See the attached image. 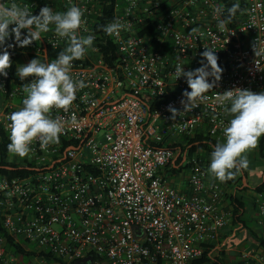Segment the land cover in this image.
Segmentation results:
<instances>
[{
    "label": "built area",
    "instance_id": "2783aa9c",
    "mask_svg": "<svg viewBox=\"0 0 264 264\" xmlns=\"http://www.w3.org/2000/svg\"><path fill=\"white\" fill-rule=\"evenodd\" d=\"M0 2L27 5L33 14L46 5L58 12L79 6L85 9L80 34L95 36V50L73 61L71 72L88 87L77 92L68 112H52L63 118L60 142L44 150L34 143L27 157L13 162L28 173L0 175V226L7 235L0 232V264H23L8 237L32 254L24 264H81L89 257L92 264H195L209 257L232 212L221 208L222 185L209 180L197 156L188 158L171 144L185 145L196 133L223 143L232 117L218 93L264 91V0H118L107 23L124 25L108 35L113 64L99 41V0ZM236 2L244 10L218 29L214 9L223 8V18ZM41 37L24 48L14 35L7 41L14 46L8 75L0 76V149L3 135L10 142L8 116L22 107V85L31 79L21 81L17 68L34 58L50 62L66 46L54 30ZM205 47L219 58L221 81L198 107L172 120L168 106L183 112L182 93L190 91L175 66L200 67ZM178 151L188 192L162 174ZM255 205L264 225V193H257ZM256 260L264 264L261 256Z\"/></svg>",
    "mask_w": 264,
    "mask_h": 264
},
{
    "label": "clouds",
    "instance_id": "9594fccd",
    "mask_svg": "<svg viewBox=\"0 0 264 264\" xmlns=\"http://www.w3.org/2000/svg\"><path fill=\"white\" fill-rule=\"evenodd\" d=\"M238 11H242L239 2L233 3L227 8V15L220 18L224 9L215 8L218 29L225 30ZM84 13L85 9L76 5L69 6L64 12L54 11L46 5L39 14H33L27 5L0 2V76L7 77V70L12 66L8 49L14 45L7 44V41L13 35L15 45L21 48L40 41L41 33L53 30L57 37L66 41L64 49L50 62L34 58L17 68L21 81L31 79L22 85L25 94L22 107L8 116L10 142L7 148L10 154L25 158L33 151L34 143H39L44 150L60 142L59 138L65 131L63 118L59 115L53 117L52 112H68L77 99V92L88 87L84 80L74 79L71 75L73 61L83 59L89 50H95V36L80 34L85 23ZM12 25L14 27H10ZM123 28L124 25L118 20L102 26V30L110 36L118 34ZM25 29L27 34L22 37L21 30ZM192 32L199 33L200 29L193 28ZM205 49L200 54L201 66L195 70L185 71L182 65L175 66L176 78L184 77L190 91L182 93L180 103L183 112L168 106L172 120L198 107L208 98L207 93L221 81L223 69L218 63L219 58L214 49ZM253 51L256 56L261 54L256 46ZM0 87H3L2 84ZM218 100L225 114L232 118L223 128L224 142L214 145L207 171L211 177L225 183L249 168V153L258 146L260 137L264 135V91L235 88L218 93Z\"/></svg>",
    "mask_w": 264,
    "mask_h": 264
},
{
    "label": "trees",
    "instance_id": "16d2710c",
    "mask_svg": "<svg viewBox=\"0 0 264 264\" xmlns=\"http://www.w3.org/2000/svg\"><path fill=\"white\" fill-rule=\"evenodd\" d=\"M101 4L100 8V14L98 15L97 19L99 20V32L101 34L100 36V44L102 46V52L104 59L107 63L113 64L115 61V48L112 40L108 37V34H106L102 30V26L106 25L108 22H110L113 19L114 16V6L116 1L118 0H99ZM232 3L230 4V6ZM241 10H244V5H240ZM241 12V11H238ZM237 12V13H238ZM3 144L0 149V175H5L8 177H15V176H22L26 173H28L27 170H21L18 169V166L10 162L8 160V148L7 145L9 144L6 136L3 135ZM217 143V141L211 139L210 137H204L200 133H196V135L192 138H189L187 143L183 145L182 143L177 144H171L172 147L178 146L182 149V152L187 151L188 158H192L193 156H197L198 161L200 162L201 166H204L208 169L209 167V160H206L202 154H205L206 156L211 157V153L213 151L214 145ZM258 154L259 157L264 160V135H262L258 141ZM186 166H182L180 170L186 169ZM247 176V170L242 171L240 174H238L234 179L228 180L225 182V185H231V184H238L241 183L243 180V177ZM171 177V174L168 176V178ZM166 178V177H165ZM255 191L257 193H264V174L261 179L260 184L255 188ZM231 206L233 208L232 210V220L235 224L242 223L243 227L246 230V241L247 245H254L258 248L264 249V238L259 236L256 232H254L251 229V226L248 221L243 219V209H244V203L237 198L232 197L231 198ZM0 232L5 234L2 230V227L0 226ZM7 236V235H6ZM9 247L10 250L13 251L15 254L20 255L22 259V263L24 264L29 257L32 255L30 252L26 251L22 244L15 243L14 240L10 237H8ZM247 246V247H248ZM207 262H211L212 264H223L222 260L218 259L216 261H211L210 258L205 255L198 260L195 264H204Z\"/></svg>",
    "mask_w": 264,
    "mask_h": 264
},
{
    "label": "crops",
    "instance_id": "0c3cea01",
    "mask_svg": "<svg viewBox=\"0 0 264 264\" xmlns=\"http://www.w3.org/2000/svg\"><path fill=\"white\" fill-rule=\"evenodd\" d=\"M257 157H259L258 152H256ZM211 157L207 156L206 160L210 162ZM261 159V158H260ZM184 164V157H182L181 152H177L174 159L169 163L166 168L163 169L162 174L169 180L171 178L172 186H176V188L182 192H188V174L185 169L180 170ZM260 172L259 174L252 179V182L249 183L248 177H245V181L242 180L241 183L225 185L224 183L219 182L209 175V180L212 182H218L222 185V199L220 206L224 211L232 212L233 208L231 206V198L240 199L244 203L243 209V219L248 221L251 229L256 232L259 236L264 238V225L260 222V216L257 212V208L255 205V201L257 198V192L255 188L260 184L261 179L264 174V160L259 162ZM249 171V170H247ZM180 173H185L184 177H180V183L175 184V180L179 179L178 175ZM171 174V177L168 176ZM248 175V174H247ZM175 177V178H174ZM244 178V177H243ZM174 179V180H173ZM182 180V183H181ZM169 182V181H168ZM249 195V196H248ZM244 235L243 239V248L241 250H236L233 248V241L236 240L239 236ZM247 245L246 241V230L243 227L242 223L235 224L231 219L227 222V225L223 229L219 242L215 243V247L213 248L212 253L209 258L211 261L222 260L223 264H246L247 258L245 255H248V260L252 264L257 263V256H261L264 260V249L258 248L254 245ZM235 256V260L231 261L228 259L230 255ZM253 254V255H251ZM228 259V260H227ZM204 264H212L211 262H207Z\"/></svg>",
    "mask_w": 264,
    "mask_h": 264
},
{
    "label": "rangeland",
    "instance_id": "374dc122",
    "mask_svg": "<svg viewBox=\"0 0 264 264\" xmlns=\"http://www.w3.org/2000/svg\"><path fill=\"white\" fill-rule=\"evenodd\" d=\"M256 152H258V146L249 153V160H250V165H249V168L247 170V177H248V181L249 183L252 182V179L255 178L259 172H260V165H259V162L261 161L260 158L257 157V154H255ZM202 156L206 159L207 156L205 157V154H202ZM22 158L16 156V155H13V154H10L8 155V160L11 161V162H20ZM263 161V160H262ZM179 179H176L175 180V184H179L180 183V178L181 176L184 177L185 176V173H180L178 175ZM175 178V177H174ZM174 180V179H173ZM169 181V185L172 186V182H171V178L168 180ZM181 183H182V180H181ZM174 186V185H173ZM176 188V186H174ZM249 196V195H248ZM243 239H244V235L242 236H239L236 240L233 241V248H235L236 250H241L243 248ZM253 255V254H251ZM230 259L231 261H234L236 258L234 255H230V257L228 258ZM227 259V260H228Z\"/></svg>",
    "mask_w": 264,
    "mask_h": 264
},
{
    "label": "water",
    "instance_id": "95a60500",
    "mask_svg": "<svg viewBox=\"0 0 264 264\" xmlns=\"http://www.w3.org/2000/svg\"><path fill=\"white\" fill-rule=\"evenodd\" d=\"M243 180L245 181V177L243 178ZM85 261H90L89 263H81V264H92V259L89 257L87 258ZM83 261V262H85Z\"/></svg>",
    "mask_w": 264,
    "mask_h": 264
}]
</instances>
